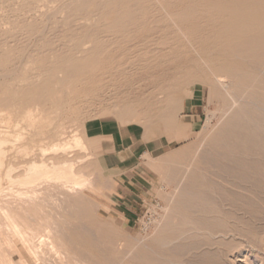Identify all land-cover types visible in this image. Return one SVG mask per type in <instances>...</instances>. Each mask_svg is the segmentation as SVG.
Here are the masks:
<instances>
[{"label": "rangeland", "instance_id": "obj_1", "mask_svg": "<svg viewBox=\"0 0 264 264\" xmlns=\"http://www.w3.org/2000/svg\"><path fill=\"white\" fill-rule=\"evenodd\" d=\"M222 1L0 0V203L36 236L24 245L0 231V264H201L204 238L195 245L174 233L192 173L236 132L264 137V1ZM252 14L258 24L250 28L236 19ZM163 111L174 124L154 119ZM104 117L139 127L146 139L171 140L139 159L131 221L116 204L115 173L85 132L87 121ZM41 159L74 163L90 187L48 181L33 200L11 192L23 187L7 181L8 167L18 178ZM258 225L257 247L228 239L222 262L211 264H264V221Z\"/></svg>", "mask_w": 264, "mask_h": 264}, {"label": "bare ground", "instance_id": "obj_2", "mask_svg": "<svg viewBox=\"0 0 264 264\" xmlns=\"http://www.w3.org/2000/svg\"><path fill=\"white\" fill-rule=\"evenodd\" d=\"M259 1L260 0H258V2ZM233 2H234V0H233ZM235 2L233 4H235ZM243 2H241V3L238 2L239 6H240V4L242 5ZM245 2H246V0H245ZM260 2H262V1H260ZM231 3H228V4H230V6H231ZM246 3H243V4L244 5L245 4L248 5L249 3L251 4V0H250V2L247 1ZM253 3H254V1H253ZM222 5H225V2H224V4L222 3ZM236 5H237V3H236ZM257 5H254V6L250 5L251 7H249V8H251V10L255 14L257 13V10L255 9V7H257ZM248 6H246V7H248ZM238 8H240V7H238ZM238 8H236L238 11L241 10ZM243 8H242V11H243ZM261 8H263V7H261ZM248 9H245V10H248ZM233 11H229V12L235 14V12H233ZM248 11H250V10H248ZM226 13H227V11H226ZM238 13H240V12H238ZM242 13H244V11ZM248 13L250 14V12H248ZM255 14H252V15H255ZM239 15H238L239 18H243V19L245 18V16L240 17L241 15L240 16ZM242 15H244V14H242ZM238 17L236 18L237 21L240 20L241 25H242V22H244L246 27H247L248 23H249V25H250V23L253 25V24L257 23L256 21L258 20L256 18V15L254 16L255 18L252 16L253 19H249L248 18L249 15H248L246 17V18H248L247 21H245L246 18L244 19V21H241L243 19H239ZM250 18H251V14H250ZM214 22H215V20H214ZM239 25H238V27H239ZM245 25H244V27H245ZM259 26H260V24H259ZM260 27H257V28L260 29ZM248 28H250V26ZM252 29L253 28H251L250 31ZM239 30H241V29H239ZM236 32H238V31H236ZM253 32H255V30ZM239 33H240V31L237 34H239ZM241 33L239 34L240 36L242 35ZM247 33H249V32H247ZM245 34L246 33H244L243 36H241V37H244ZM249 34H251V33H249ZM258 35H260V34H258ZM233 37H234V35H233ZM254 37H257V33L254 35ZM228 39H229V37H228ZM230 41H232V40H230ZM220 42H219V45H220ZM232 62H234V61H232ZM233 64H236V62ZM232 66L234 67V68L233 67L232 68L235 69L236 65H232ZM239 67H241V66H239ZM236 68L239 70L238 66ZM222 72H224V71H222ZM243 117H244V115H243ZM163 118H165V119L167 118L168 120H170L169 123H173V120H171L170 111H168V112L163 111V112L159 113L158 115L154 116V119H163ZM245 118H247V117H245ZM248 119H249V117H248ZM255 119H253V120H255ZM257 121H258V119H257ZM249 123H250V121H249ZM256 124H257V122H256ZM249 125H251V124H249ZM257 125L260 126V124H257ZM238 127H236L235 129H237ZM259 128H262V127H259ZM246 129H247V127H246ZM238 130H240V129H238ZM256 130H257V128H256ZM232 132L230 135H232ZM236 133H239V132H236ZM235 134H234V136H232L233 138L231 140H229L230 142L226 141L227 142V144H225L226 146L218 145V147L217 148L215 147V149L212 147V149H214V150L210 151L211 150L210 149L208 151V154L206 156H204L205 162H206V167L204 169L202 168L203 170L201 169V171L197 168L199 171H197L196 174H193L194 172L192 173V175L194 176L193 177L194 182L190 181L191 183H193L192 186H191V184L188 185L191 187L189 189H187L188 191L186 190L187 191L186 194L182 193V195L184 194V196H183V199L181 198V200H180L181 202H180V207H179V212H178L179 216L178 217H180L179 220H181L180 221L181 223H179L180 225H179L177 231L175 230L176 232H174V233H176L175 236L179 237V238L188 236L190 239V237H191L192 238L191 242L192 243L194 242L195 245H196V242L193 241V240H195L193 238H196V240H197V238L200 239V237L204 238L202 240L200 239L199 241L197 240L199 243H202L200 241H203V243L207 246V249L206 250L204 249L205 253L204 254L201 253L203 255L198 257V258L201 257L200 259L203 261V262L201 261V264H205V263L211 264V263H215V261H216V263H218L220 261L219 259L222 258L220 254L223 252V250L226 251V249H224L225 247H223V246H227V245L231 244V242H232L231 245L232 246L236 245V248H238V249H239V247L241 248V245H244V244H246V246L248 245L250 247L251 246L257 247V244H256L257 240L255 239L256 238L255 237L256 232L259 229L258 228L259 225L257 226V224L258 223L260 224V223H262V221H264V178H263L264 177V167H263V165H264V156H263L264 155V137L262 135H253L251 133L246 134V135H240V136H238L236 134V137H235ZM225 140H228V139L225 138ZM75 143L78 146L81 145V140L77 136L75 137ZM55 146L59 147V146H61V144H57ZM209 148H211V147H209ZM3 153L0 156H4ZM42 155L44 156V154H42ZM258 157H261V158L263 157V158L260 159ZM3 162H4V160L0 159V170H1V167L3 165ZM12 167H8L9 171H7V174H5V177H7L6 178L7 181L20 183V185L23 188H21V189H13L12 188L10 190H11V192H12V190H14V192L18 193L20 195V197L24 200L27 198H28V200H33L34 198L38 197V195L40 193L39 189H38L41 186L40 184L43 185L44 182L48 183V181H52V183H53V181H60V182H63L65 186L72 188V189H77V190L78 189H87L90 187V184H91L88 175L83 171L77 170L74 166V163H72V162L63 161L60 163L49 164V162H47L45 159L33 160V161L28 162L22 166L23 168H25V173H23L21 175L19 174L20 176L18 178L12 177V174L10 172L14 168V167L13 168ZM196 167H195V169H196ZM198 167H200L199 162H198ZM203 167H204V165H203ZM36 194H38V195L36 196ZM45 197H46V194H45ZM37 200H40V196ZM43 201H45V199ZM3 204H4V202H3ZM3 204L0 203V211L4 217V219H3L4 221L0 220V231H4L7 235V237H8V234L10 235L12 233L13 235L17 236V238L24 245L29 244V243L34 244V242H35L34 238L36 236H34V234L32 235L31 233H29V231H27L25 229V226H27V224H24V222L22 221V219H24V218L18 212H14L15 210L13 211L12 207L10 205H3ZM29 204H31V202ZM13 207H14V205H13ZM27 207H29V206H27ZM175 220H177V219L175 218ZM189 239H188V241H189ZM228 239H230L229 240L230 242H228L229 244H227ZM11 241L14 242L15 239L13 240V238H12ZM39 242L40 243L38 245L43 246L44 242H46V241L44 238H41ZM198 242H197V244H198ZM233 242H235L234 243L235 245H233ZM51 244H54V242L52 241ZM205 245H203V246H205ZM41 246H37V247L35 246L34 247V250L37 254L39 253ZM199 246L201 248L200 244L198 245V247ZM193 248H194V246H193ZM191 249H192V247H191ZM253 249H256V248H253ZM53 253H54V251H53ZM223 253H225V252H223ZM201 254H199V255H201ZM195 256H197V255H194L193 257H195ZM1 259H2V257H1ZM217 260H219V261L217 262ZM196 261H195V263H196ZM198 261H200V260L198 259ZM198 261H197V264H198ZM221 262H222V259H221ZM199 264H200V262H199Z\"/></svg>", "mask_w": 264, "mask_h": 264}, {"label": "crops", "instance_id": "obj_3", "mask_svg": "<svg viewBox=\"0 0 264 264\" xmlns=\"http://www.w3.org/2000/svg\"><path fill=\"white\" fill-rule=\"evenodd\" d=\"M85 132L89 138L98 141V149L104 164L107 169L115 173L118 189L121 190L116 194V204L124 205L121 212L131 221L130 208L138 204L141 192L140 186L132 179L138 173L139 159L143 154L155 155L171 140L168 138L165 141L160 138L146 139L144 131L139 127L125 124L112 117L87 121Z\"/></svg>", "mask_w": 264, "mask_h": 264}]
</instances>
